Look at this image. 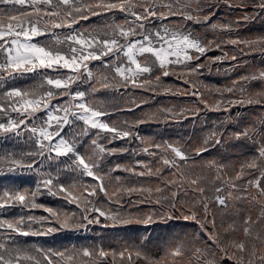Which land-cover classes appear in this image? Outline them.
Listing matches in <instances>:
<instances>
[{"label": "snow or ice", "instance_id": "snow-or-ice-1", "mask_svg": "<svg viewBox=\"0 0 264 264\" xmlns=\"http://www.w3.org/2000/svg\"><path fill=\"white\" fill-rule=\"evenodd\" d=\"M216 2L220 0H0V87L10 79L15 80L28 73H36L42 77L41 82L34 87L10 86L0 94L4 101L0 103V113L7 117L6 120H0V134L19 136L23 126L33 145L32 150L27 152L5 156L0 160V171L29 169L38 177L35 191L20 188L0 191V210L19 205L24 208L43 207L49 214L47 217L0 218V264H140L141 261L143 264H185V257L186 264H222L225 258L233 261V264H264V234L256 233L253 237L252 225L257 221L251 217L243 220V234L252 239L236 240L227 235L222 236L206 198L191 203L180 198L181 190L187 192L185 184L202 195L205 192L200 185L202 177H193L189 167L198 161L182 144L146 143L143 152L153 157L159 156L162 162L154 170L146 162L137 161V164H143L144 170L137 171L135 167L117 164L106 171L102 161L105 160L106 153L115 152V149H107L93 139L92 152L81 153L77 151L76 141L62 135L66 127L76 125L79 121L87 126L81 130L83 135H87L88 129H98L111 134L110 143L113 139L132 136L135 126L149 120L177 119L181 116L186 118L189 113L195 116L201 111L199 108H161L156 112L146 113L137 120L125 121L124 126H119L116 122L109 123L101 119L111 114L105 104L92 98V94L101 88L119 91L131 86L156 93L191 95L212 111L221 108L228 111L229 106L237 104L264 106V70L241 75L231 81V86L216 89L220 97L212 104L202 98L203 94L197 88L196 77L202 69L208 67L198 61L213 48L221 49L222 44H227L234 46V49L238 48L244 55L259 53L264 56V34L247 39L228 37L209 40L187 29L184 22L204 24L213 31H232L230 24L209 23L211 15L205 9L213 7ZM222 2L229 7L247 6L245 0L237 3L232 0ZM253 7L264 11V0H253ZM117 12L125 17L122 23L113 21L91 29L76 27L90 17L106 13L115 15ZM170 17L180 19L174 24L161 23L158 26L153 22H163ZM249 18L247 15L243 17L245 20ZM45 35L50 36L49 43L33 42L34 37ZM208 59L222 62L228 59L237 61L238 57L233 51L231 55L224 52L222 56ZM92 61H100L97 70L90 66ZM38 70H51L57 74L51 76L47 71ZM170 75H175L189 87L183 91L169 88L162 77ZM254 81L260 83L259 90L251 88ZM85 83L89 87L81 90L80 85ZM237 92L240 93L238 97L235 95ZM224 93L232 95L225 96ZM61 98L66 99L53 103ZM146 102L144 100L140 103ZM135 106L139 107L140 104L135 103ZM9 110L16 113L17 118L9 116ZM39 113H43V117ZM161 113L167 115L161 116ZM233 135L237 140L244 138L258 144L257 155L242 163L234 175L225 174L226 179L220 175L226 165L210 160L204 167L216 169L215 180L222 181L233 190L241 189L236 181L242 180L245 175H252L251 172L246 173V169L256 170L260 176L247 180L243 192H247V186L250 185L258 189L260 197H264V129L257 131L255 126H249ZM222 136L217 131L211 132L203 145L194 149L195 156L208 151L209 141L214 145L221 144ZM257 136L260 137L259 140L256 139ZM151 148L158 151H150ZM60 157H68L71 165H67V168L78 172L80 177H91L92 182L76 179L66 183L60 179L59 172L54 175L51 171L42 170L45 160L52 161ZM60 163L63 162L57 160V164ZM165 166L175 170L170 172L173 178L163 175ZM116 169L139 177L155 176L159 182L155 188L125 185L120 183L121 177L110 175ZM42 189L48 195L61 196L69 204H75L80 213L36 203L35 198L43 194ZM166 190L168 194H162ZM214 191L218 194L215 196L216 203L227 207L226 200L233 197V192H229L227 196L219 195L224 191L219 184ZM136 193L144 197L139 203H155L167 211L160 212L158 216L124 211V196ZM101 194L109 206L106 207L101 202ZM258 202L264 205V201ZM111 205L120 207L112 208ZM175 211H180L184 220L198 224L199 229L193 231L191 238L185 237L170 245L158 258L149 255L139 245L126 244L120 250L103 247L53 250L28 247L25 242L17 239L47 235L60 230H77L92 224H99L104 228L148 225L157 219L173 218ZM51 218L55 219L59 228L42 224ZM33 223L41 224V228L34 229ZM228 228L235 231L233 224H229ZM201 233L207 235L212 245L205 243V246H199L198 242L203 239ZM257 240L260 241L259 244L255 243Z\"/></svg>", "mask_w": 264, "mask_h": 264}, {"label": "trees", "instance_id": "trees-1", "mask_svg": "<svg viewBox=\"0 0 264 264\" xmlns=\"http://www.w3.org/2000/svg\"><path fill=\"white\" fill-rule=\"evenodd\" d=\"M166 2V0H165ZM233 3L239 2V0H232ZM246 7H229L227 4L216 2L213 7L206 8L205 11L211 15L209 23L217 24H230L232 25V31L222 32L220 30L213 31L204 24H194L192 22H184L187 29L193 31L195 34L200 35L206 39H226L228 37H240L242 39L253 38L264 34V11L253 7V0H245ZM247 15L250 17L245 20L243 17ZM125 17L123 14L117 12L115 15L112 13H106L102 16H93L88 20L80 22L79 28H95L97 26H103L106 23L113 21L122 23ZM179 17H170L169 20L163 22L154 20L153 22L158 26L161 23L169 24L178 21ZM59 31V30H57ZM66 31V30H65ZM33 42L49 43L50 36L34 37ZM242 47V46H241ZM236 52L238 57L237 61L230 59L224 61L212 62L208 58L222 56L224 52H228L229 55ZM108 59V58H105ZM208 65L200 71V75L196 77L198 80L197 88L203 94L202 98L206 99L209 104L215 102L220 97V93L216 89H223L227 86H231V81L237 79L241 75L250 74L264 70V56L259 53H250L244 55L239 52L238 48L234 49V46L222 44L221 49L213 48L208 51L204 57H201L200 61ZM237 65L236 67H233ZM94 70H97L100 66V61H92L90 64ZM39 72L47 71L49 75L55 76L57 73L51 70H38ZM65 71V70H61ZM42 77L36 73H28L23 76H19L15 80H9L7 84L0 87V94L10 86H17L21 88H31L38 85L41 82ZM164 83L171 89H187L189 86L184 84L182 80L177 79L175 75L168 77H162ZM74 88L76 85L73 86ZM89 85L87 83L80 85L81 90L87 89ZM261 87L259 82H252L251 88L259 90ZM180 89L181 91H183ZM225 96L232 94L224 93ZM237 97L239 92L235 94ZM92 98L98 102L105 104L111 114L102 117L105 122H116L119 126H124V122L134 121L144 117L146 113L156 112L161 108H173L179 110L180 108L194 109L199 108L201 111L193 116L190 113L187 117H179L177 119H156L149 120L146 123L135 126L132 131L133 135L123 139H113L109 143L111 134L104 133L98 129H88L87 135L81 133L82 128L87 126L82 122H77L76 125L66 127L62 135L69 140H74L77 143V151L81 153H91L94 145L91 141L96 139L99 144H102L107 149H115V152L106 153L105 160L102 161V166L107 171L110 168H114L115 165L120 164L123 166L135 167L137 171L144 170L143 164H137V161L146 162L148 167L155 169V167L161 166L159 156L153 157L143 152V148L146 143L155 142H172L179 143L185 147V150L198 161L195 165L190 164L193 177L200 176V185L204 187L205 192L203 195L197 191H193L191 187L185 184L187 192L180 191L179 196L184 201L191 203L197 199H207L209 208L216 218V225L218 231L222 236L227 235L230 238L236 240H248L243 234V220L247 217H251L252 220L257 221L252 225L253 237L256 233L264 234V205L258 201H264V197H260L257 188L248 185L247 192H243V188L246 186L247 180H252L260 176V173L256 170L246 169L247 172H251L252 175H245L242 180L236 181L241 185L240 190H233L229 188L222 181L215 180L217 175L216 169H209L204 165L210 161L215 160L218 164H224L226 167L222 170L220 175L223 178L234 175L240 169V165L245 161L251 159L257 155L256 148L258 144H254L251 140L241 138L239 140L234 138V133L243 131L245 127L255 126L257 131L264 129V106L261 105H235L229 106L228 111H224L222 108L218 111H212L206 109L203 104H200L196 97L191 95H172L164 94L163 92L156 93L151 91H145L143 88L120 89L119 91H113L111 89L101 88L96 93L92 94ZM61 98L54 100L53 103H60ZM146 100V103H140ZM139 103L140 106L135 108V103ZM3 99L0 98V103H3ZM131 108V110H129ZM123 109V110H121ZM9 116L17 118V114L9 110ZM39 116L43 117V113H39ZM161 116L167 115V113H161ZM7 117L0 113V120H6ZM21 134L16 136L15 134H0V160L5 156L11 154L19 155L21 153L32 150V141L29 140V133L23 130L21 126ZM217 131L222 133L223 142L219 145H214L209 141L208 147L212 148L209 152L195 156L194 149L203 145L204 141L209 137L210 133ZM142 138V139H141ZM260 139L259 136L256 137ZM143 140V142H142ZM150 151H158L155 148H151ZM165 155L164 153H160ZM26 159H30L25 157ZM39 159V158H37ZM57 160L63 163L57 164ZM67 165H71V160L68 157L56 158L52 161L45 160L43 169L44 171H51L54 175L59 172L60 179L66 183H70L73 180L81 179L86 182H92L91 177H80L78 172H72L67 168ZM75 167V165H72ZM174 169H168L166 166L163 168V175L168 178L170 172ZM227 174V176L225 175ZM112 177H121L120 183L125 185H136L144 187L155 188L157 177L135 176L132 173L116 169L110 172ZM38 177L35 172L29 169H17L16 171L9 172L7 170L0 171V191L8 188H20L29 189L35 191ZM115 182V181H114ZM162 183V182H160ZM221 185L224 189L219 195L227 196L229 192H233V197L226 200V205H218L215 201V196L218 195L214 188L216 185ZM43 194L38 195L36 203L45 207L53 209H59L62 211H71L80 213V209L75 204H69L61 196L48 195L46 190L42 189ZM168 194L167 190L165 193ZM161 194V195H162ZM242 196L244 198H236ZM256 197V199H253ZM144 197L140 194L125 195L123 198V210L128 212H139L144 215H159L160 212L167 211L166 208H161L160 205L155 203H139ZM102 203L107 207L109 206L107 201L104 200L103 194L100 198ZM136 202V203H130ZM166 203V202H164ZM199 206V205H197ZM112 208H118L119 205H111ZM179 207V202H178ZM203 213H201L202 215ZM49 214L44 211V208H24L22 206L10 207L0 210V218H13V217H47ZM103 222V217L100 218ZM211 219V217H209ZM28 221H26V224ZM44 226H52L59 228V224L55 223V219L43 221ZM229 224H233L235 231L228 228ZM34 229L41 228V224L33 223ZM211 225H209V229ZM199 225L193 221H186L181 217L180 211L173 213V218L160 220L157 219L154 223L148 225H131L127 227L116 228H104L99 224L88 225L87 228H81L77 230H60L51 234L40 236H28L17 237L18 240L25 242L28 247H40L43 249H59L64 248H82V247H103L105 249L120 250L126 244L139 245L144 248L149 255L153 257L162 256L165 250L172 244L178 243L185 237L191 238L194 230H198ZM225 229H228L225 232ZM203 239L200 240L199 246H205V243L212 245V241L208 240L207 235L201 233ZM259 244L260 241H255ZM214 247V246H213ZM111 260V258H108ZM119 257H117V262ZM187 257H185V264ZM140 264H143L141 261ZM222 264H233V261L226 258L222 261Z\"/></svg>", "mask_w": 264, "mask_h": 264}, {"label": "rangeland", "instance_id": "rangeland-1", "mask_svg": "<svg viewBox=\"0 0 264 264\" xmlns=\"http://www.w3.org/2000/svg\"><path fill=\"white\" fill-rule=\"evenodd\" d=\"M180 89H182V88H180ZM182 90H184V89H182Z\"/></svg>", "mask_w": 264, "mask_h": 264}]
</instances>
